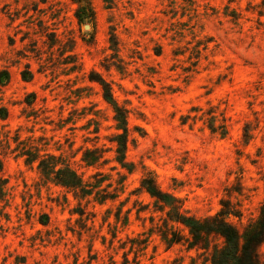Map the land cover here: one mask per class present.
<instances>
[{
  "label": "rangeland",
  "instance_id": "rangeland-1",
  "mask_svg": "<svg viewBox=\"0 0 264 264\" xmlns=\"http://www.w3.org/2000/svg\"><path fill=\"white\" fill-rule=\"evenodd\" d=\"M92 73L129 109L131 171L115 160L114 110ZM27 149L97 188L48 181ZM87 149L102 155L92 166ZM0 161V264H212L223 240L190 247L141 179L152 171L198 218L229 201L241 233L259 218L264 0H0Z\"/></svg>",
  "mask_w": 264,
  "mask_h": 264
},
{
  "label": "trees",
  "instance_id": "trees-1",
  "mask_svg": "<svg viewBox=\"0 0 264 264\" xmlns=\"http://www.w3.org/2000/svg\"><path fill=\"white\" fill-rule=\"evenodd\" d=\"M81 3L83 0H74ZM87 6H82L76 12L78 19L82 22L85 17ZM111 40L115 43V35L112 34ZM23 78L29 80L31 78L30 71H23ZM90 79L98 82L103 91L104 99L112 105L114 110V119L116 121V129L118 130L112 137L116 144V161L122 167L129 171L132 170V164L126 160V150L129 142V109L119 104L115 99L111 84L102 76L92 73ZM34 93H30L27 97L28 104L33 103ZM5 116V115H4ZM27 162H38V168L42 176L48 181L56 185H60L76 195H90L97 188L90 182H87L82 174H79L69 163H65L61 157L43 154L40 155L36 150L27 149L23 152ZM102 158L98 149H87L84 152L83 160L88 166H92ZM2 162L0 161V171L2 170ZM141 188L152 196L157 203H160L164 209L166 208V221L177 223L185 226L189 231V237L186 239L190 247H200L206 250L211 248V236L220 237L223 242L221 245L214 244L210 253V261L212 264H258L259 262V246L264 242V202L261 206L259 218L253 224L246 227L243 233L229 221V217L240 216L238 211L233 209L229 201H222V208L214 215L205 218H198L189 214L184 209V204L177 196L164 191L158 184L156 175L152 171H148L141 179ZM106 200L103 199L102 202ZM101 202V203H102ZM83 214V213H81ZM47 218V216H46ZM47 219L42 221L47 224ZM172 230V242H180L184 240L183 235L176 229ZM134 247V244L131 248ZM126 262H130L128 256L125 257ZM134 264H140L137 256L134 257Z\"/></svg>",
  "mask_w": 264,
  "mask_h": 264
}]
</instances>
